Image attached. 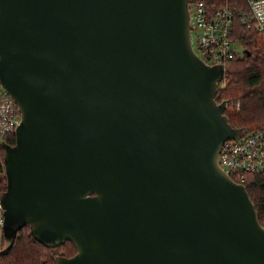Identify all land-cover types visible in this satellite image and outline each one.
I'll return each mask as SVG.
<instances>
[{
  "label": "water",
  "instance_id": "water-1",
  "mask_svg": "<svg viewBox=\"0 0 264 264\" xmlns=\"http://www.w3.org/2000/svg\"><path fill=\"white\" fill-rule=\"evenodd\" d=\"M194 51L188 0H0L4 247L28 226L55 264H264V228L218 165L242 136Z\"/></svg>",
  "mask_w": 264,
  "mask_h": 264
},
{
  "label": "trees",
  "instance_id": "trees-1",
  "mask_svg": "<svg viewBox=\"0 0 264 264\" xmlns=\"http://www.w3.org/2000/svg\"><path fill=\"white\" fill-rule=\"evenodd\" d=\"M203 1L208 9L215 11L228 6L232 11L231 32L240 49L238 56L225 63L224 76L219 83L215 99L227 102L224 111L228 123L233 128L256 129L264 123V34L258 33L250 23L241 20L247 11L245 0H188V5ZM12 117L19 111L12 99ZM0 140L12 145L14 134L0 129ZM4 151L0 147V157ZM232 180L241 183L252 201L260 224L264 220V170L257 173L230 174ZM5 178L0 180V193L5 190ZM75 248L70 241L55 248L45 247L35 241L28 226L16 232L11 249L0 254V264H55V257H70Z\"/></svg>",
  "mask_w": 264,
  "mask_h": 264
},
{
  "label": "built area",
  "instance_id": "built-area-1",
  "mask_svg": "<svg viewBox=\"0 0 264 264\" xmlns=\"http://www.w3.org/2000/svg\"><path fill=\"white\" fill-rule=\"evenodd\" d=\"M245 1L247 11L241 16V20L250 23L258 33L264 34V0ZM188 6L190 39L195 38L196 44V48L192 46L194 51L205 63L222 65L225 69V63L240 53L231 32L233 11L228 6L212 11L203 1ZM8 97L0 86V129L14 134L20 121V113L18 117H12ZM221 103H224L226 109L227 102ZM217 163L227 175L263 171L264 123L259 128L246 129L239 138L224 140L217 154ZM2 178H5V170L3 157H0V180ZM3 225L4 210L0 205V251L5 243ZM260 225L264 228V220Z\"/></svg>",
  "mask_w": 264,
  "mask_h": 264
},
{
  "label": "rangeland",
  "instance_id": "rangeland-1",
  "mask_svg": "<svg viewBox=\"0 0 264 264\" xmlns=\"http://www.w3.org/2000/svg\"><path fill=\"white\" fill-rule=\"evenodd\" d=\"M193 30H194V29H193ZM193 34H194V33H193ZM191 42H192V46H193L194 48H196L195 38H192Z\"/></svg>",
  "mask_w": 264,
  "mask_h": 264
}]
</instances>
